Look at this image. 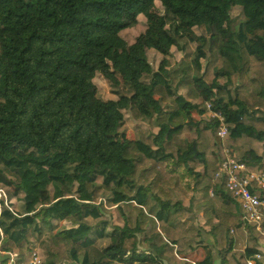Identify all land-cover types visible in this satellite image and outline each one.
<instances>
[{
	"label": "trees",
	"instance_id": "1",
	"mask_svg": "<svg viewBox=\"0 0 264 264\" xmlns=\"http://www.w3.org/2000/svg\"><path fill=\"white\" fill-rule=\"evenodd\" d=\"M224 146L264 172V0H0L1 253L264 264V228L215 180Z\"/></svg>",
	"mask_w": 264,
	"mask_h": 264
},
{
	"label": "built area",
	"instance_id": "2",
	"mask_svg": "<svg viewBox=\"0 0 264 264\" xmlns=\"http://www.w3.org/2000/svg\"><path fill=\"white\" fill-rule=\"evenodd\" d=\"M206 110L212 119L219 122V127L216 132L220 140L226 138L228 129L224 124L223 117L212 110L209 103H206ZM224 160L221 162L215 180H220L225 184L226 190L230 193L238 206L240 212V219L245 228L255 226L257 230L264 228V200L251 189L255 184L257 187L264 189V172L261 174L249 172L247 167L234 158L229 152L224 150ZM1 191V190H0ZM1 198V195H0ZM6 206V194L2 195L0 203ZM100 205V203L98 204ZM264 235V233H262ZM3 259L0 264H43V260L38 251L34 250L23 254L21 257L12 253H1ZM261 259L260 254H255L253 257L246 258V264H255Z\"/></svg>",
	"mask_w": 264,
	"mask_h": 264
},
{
	"label": "rangeland",
	"instance_id": "3",
	"mask_svg": "<svg viewBox=\"0 0 264 264\" xmlns=\"http://www.w3.org/2000/svg\"><path fill=\"white\" fill-rule=\"evenodd\" d=\"M231 18H235V21H236V22L239 21V20H241V19H243V16H242V12H241V10H240L239 8H234V9L232 10V13H231ZM231 27H232V29L237 28V23H233V24H231ZM142 31H143V27H142V26H135V27L132 28V29H128V30L123 31V32H122V35H123V36H121V38H120V47H125V46L129 45V44L132 42V40H133L134 38H136V37H137ZM255 41H256V43H257L258 45H260V40H259L257 37L255 38ZM150 69H151V71H152V70H153V66H151ZM100 90H101V91H104V93H105L106 96H110V94H109V90H108L107 87H104L103 85H100ZM103 96H104V94L102 93V94H101V97H103ZM202 101H204L203 98H202ZM204 102H205V101H204ZM224 140H225V139H223V140H221V141H224ZM224 150H226V151L229 152L234 158H236V154H235L234 152H231V151L227 148V146H224V148L222 149V151H224ZM236 159H237V158H236ZM66 173H67V180H68L69 183H71V182H72V178H71L72 167H67V168H66ZM0 190H1V191H0V195H1V198H2V195H3V194H6V191H5L4 188H0ZM1 198H0V200H1ZM99 203H100V205H98ZM93 204H94L95 206H97V208H99V209L101 210L102 213H104V215H105L106 218H109V219L112 218L113 220H115V222H116L117 224H119L118 215H117L115 212H113L112 216H111L110 214L106 213V211L113 210V208L109 206V204H108V202H107L106 199H104V198H99L97 201L93 202ZM7 205H8V203H7ZM206 231H207V230H204V233H203L205 239L208 238V236H207V234H206ZM2 239H3V236L0 235V241H1Z\"/></svg>",
	"mask_w": 264,
	"mask_h": 264
},
{
	"label": "crops",
	"instance_id": "4",
	"mask_svg": "<svg viewBox=\"0 0 264 264\" xmlns=\"http://www.w3.org/2000/svg\"><path fill=\"white\" fill-rule=\"evenodd\" d=\"M262 248H264V247H262ZM214 264H219V260L216 256V254H214Z\"/></svg>",
	"mask_w": 264,
	"mask_h": 264
}]
</instances>
